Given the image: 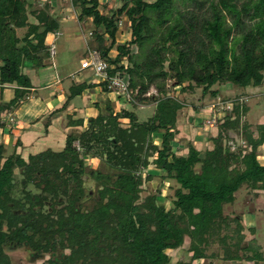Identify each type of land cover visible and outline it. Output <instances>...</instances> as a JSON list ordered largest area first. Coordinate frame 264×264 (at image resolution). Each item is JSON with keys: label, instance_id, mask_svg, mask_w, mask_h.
<instances>
[{"label": "trees", "instance_id": "16d2710c", "mask_svg": "<svg viewBox=\"0 0 264 264\" xmlns=\"http://www.w3.org/2000/svg\"><path fill=\"white\" fill-rule=\"evenodd\" d=\"M71 3L79 22L93 26L90 46L102 52L109 73L127 75L133 92L127 102L134 107L153 102L155 110L139 122L133 110L117 111L106 100L83 130L66 134L62 146L44 145L24 158L20 152L3 157L0 145V264H11L7 251L17 248L31 260L47 256V264H170L168 251L186 238L190 259L178 264L208 256L259 264L263 254L254 240H246L242 215L225 214L224 206L234 204L245 187L252 200L264 192V161L257 153L264 123H257L254 136L246 102L248 88L264 85V0H126L108 15L100 10V0ZM27 8V0H0V84L14 86L8 108L32 87L24 70L45 66L47 38L60 27L48 3L30 11L35 22L28 20ZM120 15L130 31L123 43H117ZM23 27L19 37L16 28ZM167 79L183 95L200 89V99L218 97L219 90L212 89L216 84L240 91L223 99L231 108L215 120L211 146L201 149L193 140H187L185 151L173 146L185 102L168 95ZM152 85L157 94L146 96ZM92 86H75L67 99ZM200 108L193 106L195 112ZM154 133L161 134L159 144ZM82 153L106 165L105 171L89 170L97 181L94 191L84 187ZM149 164L162 170L164 182L176 184L168 207L159 190L141 195L143 181L153 178L141 175ZM30 184L35 191L26 189ZM213 244L218 249L208 252Z\"/></svg>", "mask_w": 264, "mask_h": 264}, {"label": "rangeland", "instance_id": "374dc122", "mask_svg": "<svg viewBox=\"0 0 264 264\" xmlns=\"http://www.w3.org/2000/svg\"><path fill=\"white\" fill-rule=\"evenodd\" d=\"M101 6L100 10L104 14H110L111 10H115L118 7L122 5L123 1L126 0H100ZM27 3H29V10L27 8L28 12V20L30 22H35V18L30 14V11L33 9H40L44 8L45 4H49L50 13H52L55 18H57L60 22V27L58 30V35L51 36L50 42H52L55 46V54L51 58L50 55L45 60V66L51 65V63L57 64L59 62L65 63L66 66L72 67L77 61H81L83 58L84 53L87 51L88 48H90V40L91 36L89 35V31H93V26L89 25V22H79L77 18V11L74 10L71 0H27ZM121 20H123V23L118 25L120 27V30L117 33V43H123L126 42L128 39H130V31H129V25H126L128 20H125V16L120 15L118 16ZM118 21V20H117ZM26 31V27L23 28H16V33L19 37L23 36V34ZM132 50L134 52H137V46L133 45ZM112 53H115V48ZM124 63L127 64V60H123ZM44 67H37L36 70H39ZM90 74V78L94 80V77L92 76V73ZM80 79V78H78ZM91 80V79H90ZM160 80V79H159ZM158 80V81H159ZM171 80H166V87L168 89V95L178 98L179 100H183L185 104L183 107L184 109L180 110V113L177 116V122L176 125L183 126L182 131L184 134L176 136V139L173 142V146L179 148H183V151L186 150L185 145L187 143V140H193L196 143V146L198 148H205L206 146H211V142L209 141L208 137L212 134L215 135L217 132V124L215 120L220 117L223 113L222 110L226 109L227 106L230 108V103L228 101L224 102V98H232L236 94H239L240 91L233 88L231 84H225V85H213L212 89H218V97L215 99L211 98L208 94L203 98L200 99V89H197L192 94H184L180 91L179 86L170 87ZM2 87V85L0 84ZM48 92V90H47ZM105 93V91H104ZM107 93V92H106ZM113 93V92H112ZM151 94H157V88L152 85L149 88V91L145 94L146 96H149ZM247 94V95H246ZM247 103L250 107V111L247 114V119L251 122V131L253 132L254 136H257V123L264 121V100H263V94H264V85L261 87H250L246 91ZM102 95V94H101ZM105 96V94L103 95ZM103 96H99L102 106L101 110H103V103L110 98V101L114 108L119 111L122 108H127L128 110H133L135 114L137 115V120L139 122L144 121L151 117L155 110V104L153 102L138 105L137 107L132 106L129 104L125 98H118L115 94L114 95H106L108 96V99L104 98ZM34 95L31 96V99L27 100L24 103H19L18 106H14V113H21L22 111H25V108L33 104L37 98ZM78 101L81 100V98L78 96L76 97ZM183 102V103H184ZM2 107L4 104H1ZM17 105V104H16ZM201 106L200 110L202 109V106L207 105L206 112L207 117H205L204 113L202 111L200 112V115L195 114L193 110V106ZM0 106V108L2 109ZM227 108V109H228ZM17 109V111H15ZM229 110V109H228ZM9 112V111H8ZM6 112V114H8ZM199 113V112H198ZM5 114V115H6ZM209 114V115H208ZM7 116V115H6ZM193 118H199L197 122V127H194L193 123L190 122ZM191 119V120H190ZM122 123L126 124L127 119H122ZM73 131V129H71ZM69 132H72V131ZM75 130H80L79 128H76ZM197 132H200L198 135ZM68 134V133H66ZM230 135L235 136L239 143H243V140H240V136L236 135L234 132L231 131ZM197 136V138H196ZM64 139H50L49 137H46V140L43 142L44 144L50 145L51 147H57L64 145ZM78 142H74V145H77ZM1 146H3V157H6L10 155L12 152H18L17 150L13 149V146L5 145V143H1ZM79 145V144H78ZM5 146V147H4ZM44 146V145H43ZM42 146V147H43ZM42 147L39 148H30L27 149L28 151H22V156L24 158H27L28 154L31 152H36L40 150ZM77 148V147H76ZM80 148V145H79ZM80 150V149H79ZM31 151V152H30ZM81 151V150H80ZM82 152V151H81ZM257 153L261 159L260 153L264 154V144L261 147V149L258 150ZM82 155H84L82 153ZM151 160V158H149ZM262 160V159H261ZM264 161V160H262ZM84 162L86 166L85 174L83 176V182L84 187L87 190L94 191L96 189L97 181L94 177H92L89 173V170L93 169H101L102 171H105L106 165L105 163L100 160L94 158L90 153L87 155H84ZM12 170L14 172V178L16 181L21 180L22 175L19 172V169L14 165L12 167ZM141 175L145 177L147 174L153 175V178L145 179L142 184V192L141 195H145L147 193H154L159 190V200L163 202L165 206H170L171 201L170 198L173 196V188L176 186V184L173 181H163L162 180V174L153 164H149L145 169H141ZM111 174L114 176L116 175V170L111 169ZM246 188V187H245ZM243 188L242 190H239L236 194L237 199L234 204H227L224 206V212L225 214H234L238 213L241 214L242 220L245 223V238L247 241L254 240V244L259 248L261 253L264 257V192L258 191V195L254 197V199H251V195L249 192H247ZM19 189H21V186L18 185L15 187L14 192L18 193ZM29 191H35V187L33 184H30L26 187ZM169 198V199H168ZM249 227L253 228L254 231L252 232ZM189 244L188 238L184 240V243L182 246L175 250L168 251V254L171 256L170 264H178L180 261H188L190 259V254L187 250ZM215 249H218V246L216 244L211 245L207 251H215ZM7 254L10 256L11 264H47L45 256L43 259H37V260H31L29 258L28 252L24 248H17V249H10L7 251ZM192 264H255L253 261L248 260H239V261H231V260H223L220 257H212L208 256L203 259H196L192 262ZM259 264H264V260L259 261Z\"/></svg>", "mask_w": 264, "mask_h": 264}, {"label": "crops", "instance_id": "0c3cea01", "mask_svg": "<svg viewBox=\"0 0 264 264\" xmlns=\"http://www.w3.org/2000/svg\"><path fill=\"white\" fill-rule=\"evenodd\" d=\"M50 38L51 36L49 35L47 38L48 43H50ZM113 50L114 49H112V51ZM85 54L86 52L83 57ZM79 66L80 61L78 60L72 67L59 62L57 64L51 63V65L39 70L26 68L24 71L30 76L32 87L27 89L22 96L29 95V98L19 103L26 102L34 95L37 100L31 104L29 108L27 106L25 111L21 113H14V109L18 106V103L15 107L12 106L10 108L0 105L2 107V109L0 108V144L5 143L7 146L11 144L14 150L22 153V151H28L27 149L30 148L36 149L43 145H47L43 143L46 137L65 140L66 133H69L71 129H73V131H75L76 128L83 130L88 124V117L90 115H95L97 108L102 106L99 96L105 94L103 97L108 99V96L114 95V93L109 91L104 93L102 86L90 78L89 73L91 72L80 70ZM83 82L86 84H93V86L86 87L79 95L67 99L73 88ZM78 96L81 98L80 101L76 99ZM13 97V85L0 86L1 104L6 105ZM108 101L113 103L110 101V98ZM184 108L185 107L182 109ZM206 108L207 105L194 113L200 115L202 111L205 117H207ZM54 110L56 111L52 113ZM8 111L12 113V116L16 120L14 126L10 128L7 127L5 122L6 112ZM15 111H17V109ZM79 119L82 120L81 125L76 123ZM198 119L199 118H193L190 121L194 122L193 125L195 128L197 127L196 121H198ZM46 123L47 127L45 126ZM259 123H264V121ZM177 129L179 130L177 133L178 135L184 134L182 131L183 126L177 125ZM197 129L198 128H196V130ZM199 133L200 132H197L198 135H200ZM17 140H19L20 145L16 144ZM153 141L159 144L161 141V134L154 133ZM263 144L258 146V150L261 149ZM34 152H36V150ZM260 155L261 159L264 160V154L260 153ZM158 170L163 173L162 170Z\"/></svg>", "mask_w": 264, "mask_h": 264}, {"label": "built area", "instance_id": "2783aa9c", "mask_svg": "<svg viewBox=\"0 0 264 264\" xmlns=\"http://www.w3.org/2000/svg\"><path fill=\"white\" fill-rule=\"evenodd\" d=\"M124 20V19H123ZM123 20L118 18V25L121 26L123 23ZM126 25H129L127 22ZM58 31L55 32L52 36L58 35ZM92 32L89 31V35H91ZM55 54V46L52 42L49 43V55L52 58ZM124 67H126V63H124ZM80 70H86L91 72L94 77V80L101 84L103 83L107 90L109 92H113L118 98H125L126 100H129L131 97L132 90L128 86L127 81V75L124 74L120 70H116L113 73H109V63L108 61L102 56V52H100L97 49L94 48H88L86 51L85 56L80 61ZM135 93V91H134ZM29 95H25L22 97L19 102H23L24 99H28ZM231 105V102L228 101ZM229 106H227L228 108ZM226 108V109H227ZM231 108V106H230ZM228 108V109H230ZM6 125L8 128L14 126L16 123L15 118L12 116L11 112H8L6 119H5ZM79 149V145H75Z\"/></svg>", "mask_w": 264, "mask_h": 264}, {"label": "bare ground", "instance_id": "6f19581e", "mask_svg": "<svg viewBox=\"0 0 264 264\" xmlns=\"http://www.w3.org/2000/svg\"><path fill=\"white\" fill-rule=\"evenodd\" d=\"M261 160V159H260Z\"/></svg>", "mask_w": 264, "mask_h": 264}]
</instances>
